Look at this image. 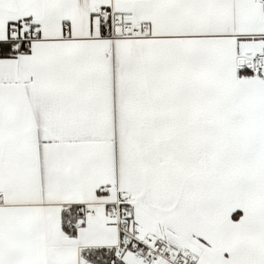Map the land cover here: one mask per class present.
I'll return each instance as SVG.
<instances>
[{
    "label": "snow or ice",
    "instance_id": "1",
    "mask_svg": "<svg viewBox=\"0 0 264 264\" xmlns=\"http://www.w3.org/2000/svg\"><path fill=\"white\" fill-rule=\"evenodd\" d=\"M0 264H264V0H0Z\"/></svg>",
    "mask_w": 264,
    "mask_h": 264
}]
</instances>
